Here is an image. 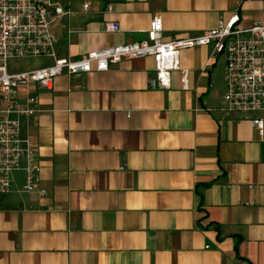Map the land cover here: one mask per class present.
Returning <instances> with one entry per match:
<instances>
[{
    "label": "crops",
    "instance_id": "0c3cea01",
    "mask_svg": "<svg viewBox=\"0 0 264 264\" xmlns=\"http://www.w3.org/2000/svg\"><path fill=\"white\" fill-rule=\"evenodd\" d=\"M51 3L69 11L51 29L71 58L144 39L155 14L164 40L234 12L237 27L264 25V0ZM41 60L26 69L50 63ZM153 66L121 59L31 86L39 112L24 131L45 195L22 192L21 172L0 195V264H264V131L251 122L261 114L219 110L225 59L210 46L180 51L186 89L178 71L168 89L149 88Z\"/></svg>",
    "mask_w": 264,
    "mask_h": 264
},
{
    "label": "built area",
    "instance_id": "2783aa9c",
    "mask_svg": "<svg viewBox=\"0 0 264 264\" xmlns=\"http://www.w3.org/2000/svg\"><path fill=\"white\" fill-rule=\"evenodd\" d=\"M87 7L84 4L83 10ZM110 10L108 7L107 11ZM68 14V10L53 6L51 0H0V195L10 192L17 172L23 175L22 192L45 195L38 188V152L30 134L24 131L25 123L39 112L38 97L31 86L51 89L54 78L60 74L80 76L106 71L110 63L121 59L152 58L149 88L168 89L172 72L178 71L182 88L186 89L187 70L179 66L180 51L210 46L211 57L222 55L225 59V89L219 110L227 114H261L251 122L259 133L264 131V25L237 27L239 15L234 12L228 20H219L205 32L164 40L161 17L155 14L144 39L71 58L57 54V37L51 29L52 17ZM106 29L118 31L119 26L112 22ZM32 57L48 58L50 63L10 71L9 59ZM21 88L24 94L19 100Z\"/></svg>",
    "mask_w": 264,
    "mask_h": 264
},
{
    "label": "rangeland",
    "instance_id": "374dc122",
    "mask_svg": "<svg viewBox=\"0 0 264 264\" xmlns=\"http://www.w3.org/2000/svg\"><path fill=\"white\" fill-rule=\"evenodd\" d=\"M44 62L41 58H14L8 60L10 71L23 70L28 67Z\"/></svg>",
    "mask_w": 264,
    "mask_h": 264
}]
</instances>
